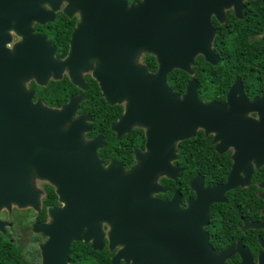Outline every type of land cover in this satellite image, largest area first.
I'll return each instance as SVG.
<instances>
[{
  "label": "water",
  "instance_id": "1",
  "mask_svg": "<svg viewBox=\"0 0 264 264\" xmlns=\"http://www.w3.org/2000/svg\"><path fill=\"white\" fill-rule=\"evenodd\" d=\"M245 1L0 0V210L17 205L40 211L38 180L50 182L68 201L64 208L50 207L47 222L33 223L35 232L49 237L40 244L42 264H70L74 241L93 239V248L101 250L105 236L111 250L122 246L112 264H228L235 254L238 264H264V239L255 259L242 239L217 251L206 230L212 205L227 202L226 192L249 183L254 169L264 165V93L239 103L234 96L245 94L238 80L226 102H205L195 77L183 95L167 78L175 68L194 74L199 55L217 65L212 17L224 23L226 10L234 7L243 18ZM59 11L78 17L62 60L47 33L35 28L54 22ZM13 34L19 40L10 47ZM143 52L157 57L155 73L139 63ZM64 71L83 89V74L93 71L111 103L127 97L128 110L116 127L147 123L173 143L196 136L200 127L206 135L216 133L218 152L235 147L227 181L206 185L198 173L190 182L195 196L181 207L178 192L171 199L155 196L165 191L162 175H180L171 164L175 146L166 153L149 149L126 172L119 162L105 166L98 156L102 140H85L91 126L86 115L76 116L83 95L59 108L35 100L29 87L33 80L47 86ZM253 111L259 116L251 117ZM151 139L155 146L157 135ZM157 153H163L160 159ZM103 223L110 226L107 232ZM250 228L264 229V220H246L242 229ZM0 230L6 232L5 222Z\"/></svg>",
  "mask_w": 264,
  "mask_h": 264
},
{
  "label": "trees",
  "instance_id": "2",
  "mask_svg": "<svg viewBox=\"0 0 264 264\" xmlns=\"http://www.w3.org/2000/svg\"><path fill=\"white\" fill-rule=\"evenodd\" d=\"M256 2L259 5H256ZM261 9H264V6L261 5L260 0H253L248 11H245L244 18H237L233 13L228 12L224 23L216 19L213 20L217 34H226L225 38L218 35L214 42L216 45H225L227 51L220 55L221 61L217 65L207 62L203 55L197 56L193 69L200 84V89L205 84L209 85L210 89L225 87L226 83L233 81L235 76L252 84L253 87L260 86L264 89V37L259 38L256 36L251 40L244 35L264 34V15L260 11ZM77 21V16L70 18L63 12H58L54 22L44 25L36 24V30L49 34L51 41L58 48L57 55L59 56V47L66 52L68 40ZM144 61L151 70H156L157 61L155 56L147 54ZM191 77L190 74L181 69H175L169 74L170 83L175 89L185 88ZM30 87L36 91L35 99L40 97L47 105L53 107L62 106L72 94L84 92L87 99L81 105L80 111L101 113L102 115L98 116L99 120L104 115L106 116L103 111L107 110L102 108V104L106 105L105 101L100 99L93 102L91 99L93 95L97 97L100 95V88L93 79L88 81L85 91L75 86L67 76L62 80H51L46 87L32 81ZM96 127L103 128L105 125L96 124ZM190 146V171L186 174L185 181L184 178L182 179L180 187L184 195L194 194L188 187L187 180L197 172H201L206 176L207 184L224 181L231 162L228 155H221L215 151L210 144V138H206L204 134L192 138ZM121 153L122 150L117 142L109 143L100 151L104 159L110 157L123 158L127 152ZM261 180H264V166L255 170L253 181L248 187L230 194L229 202L214 203L212 205L210 211L211 225L207 227V230L210 231V241L216 250H224L236 239L243 238L245 244L251 248L255 255L257 254L261 247L259 238H264V229H252L242 232L238 225L242 221L241 215L248 216V211L250 212V217H248L251 219L264 217L261 213L262 208H264V199L259 196L261 189L258 186V182ZM176 186H178L177 183ZM48 188L49 191H54L51 186H48ZM251 231L254 232L253 239L249 238ZM9 246L8 241H5L4 237L1 236L0 264H9L10 261L12 264H34L29 263L17 249ZM71 251V264H111L109 259L111 252H101L93 255L89 246L81 244L73 245ZM80 258L84 259L81 260ZM239 260L238 256H234L229 263H237Z\"/></svg>",
  "mask_w": 264,
  "mask_h": 264
},
{
  "label": "flooded vegetation",
  "instance_id": "3",
  "mask_svg": "<svg viewBox=\"0 0 264 264\" xmlns=\"http://www.w3.org/2000/svg\"><path fill=\"white\" fill-rule=\"evenodd\" d=\"M128 1L129 2H138L140 0H128ZM252 1L253 0L245 1V8L243 10V18H244L245 11H248L250 3ZM260 3H261V5L264 6L263 0H260ZM255 4L259 5V3H257V2ZM260 11L264 15V9H261ZM59 12H62V11H59ZM228 12L233 13L235 15L234 7L228 8L226 10V17H227ZM214 19L218 20L215 15H213V17H212V20H214ZM37 24H39V23H37ZM35 28H36V25H35ZM47 35L49 37V34H47ZM218 35L222 38H225L224 36L226 34H217L216 33V37ZM244 35L247 36L251 40L254 39L256 36L259 38L264 37V34H244ZM71 36H72V34L70 35V38L68 40L66 52H64V50H62L59 47V56L57 55V57H59V60H62L67 56L69 49H70ZM49 39H50V37H49ZM50 41H51V39H50ZM213 49L219 55L220 61H221L220 55L222 53L223 54L226 53V51H227V49L225 48V45L224 46L216 45L214 42L213 43ZM242 50H243V48H242ZM57 53H58V48H57ZM147 54L155 56L154 54L143 52V53H141V55L139 57V63H141L142 65H146L148 67L149 72L155 73L159 67L157 57L155 56L156 61H157V68H156V70H151L150 67L148 66V64H146V62L144 61V58ZM95 64H96L95 61H93L92 65L94 67L96 66ZM175 69H180V68H175ZM175 69H173V70H175ZM181 70H183V69H181ZM183 71H185V70H183ZM171 72H169L167 75L169 86L173 89L174 92H177L180 95H183L187 90V86H188L189 81L193 77L196 78L195 71H194V74H190L187 71H185L188 74H190L192 77L187 81L185 88H183V89L182 88L175 89L173 87V85L170 83L169 74ZM65 76H67L70 79L68 71H64V72H62V76H61V78H59V80L64 79ZM83 77L85 80V88L84 89L78 87L71 79H70V81L73 84H75V86H77L79 89H81L82 91H85L87 88V85H88V81L90 79H93L98 84V86L100 88V95H99V97H97L96 95H93L91 97V99L93 102H97L100 99L105 101L106 105L102 104V108H104V110H107V111H103V113H105L107 117L104 115L103 118H100V120H101L100 121L98 116L102 115L101 113L81 112L80 111L81 105L87 99V96L85 95L84 92H78V93L72 94V95H70V97L77 96V95H83L84 100L81 102L80 108L76 112V116L86 115L87 116L86 122H87V124H89L91 126V129L85 131V135H84L85 140L90 141V140H94L95 138H99L102 140V146L98 148V156L105 166L109 165L112 161L113 162H119L121 164V166L123 167L124 171L126 172V171H128L129 168H131L132 166L137 164L139 155H140V157L144 158V156L147 155V152H149V149L162 150L163 153H166V150H168V149L172 150V148L175 146L177 148V157L171 160V164L173 165L174 168L180 170V175L177 176L176 178H171V177H168L166 175H162L159 179V182L165 188V191H162L160 193H156L155 196L159 199H171L175 196L176 192H178L180 194V205H181V207H186L188 205L189 199H191V197L195 196V193L193 195H184L180 189L182 179L184 178V181H185L186 174L190 171L189 170L190 164H191L190 140L192 138L200 135V134H204V136L206 138H210V144L214 147V149L217 153H219L221 155H228L230 160H231L229 170H228V173L226 175L225 180L222 182H217V183H224L227 181L228 174H229L231 167H232V164H233L232 155L235 151L234 146L228 147V149L226 151H224L223 153L218 152L216 149V145L219 141L213 142V139H214L216 133H210V134L206 135L205 129L201 128V127L197 130L196 136L189 137V138H181L178 141H176L175 143L169 142L171 140V138L168 137L169 136L168 134L167 135H161V132H158V134H155L154 132H152L151 127L147 123L144 124V123L139 122V123H133L129 127H127L126 125L124 127L123 126L122 127H116L115 124L120 121L121 116H123L128 110L129 102H128L127 97H125L120 102L117 101V102L111 103V101L105 95H103L101 85H100L99 81L97 80V78L93 75V71L85 72L83 74ZM52 80H54V79H52ZM238 80H240L242 82V86H243V90H244V94H245V95L238 94V95L234 96L235 99L237 101H239V103L244 102L245 99L253 100L255 98H259L264 93V89L261 88L260 86L253 87L252 84L247 83L246 81H244L242 78H240L238 76H235L233 81L227 82L226 83L227 85L225 87H218V88L214 87L212 89H210L209 85H207V84L202 85L201 89H200V84L198 82V91H199L201 98L205 102H212V101H214V102H226L228 100V94H229L231 88L233 87V85ZM197 81H198V79H197ZM31 82H30V84H31ZM30 84H29V87H30ZM44 87H46V86H44ZM32 90H34V89H32ZM70 97H69V99H70ZM69 99H68V101H69ZM62 106H60V107H62ZM95 107H96V105H95ZM99 108H100V105H99ZM139 112L143 113L140 110H139ZM249 115L253 118H256L259 116L258 113L255 111L250 112ZM96 116H97V119H96ZM96 124H102V125H105V127L98 128V127H96ZM163 132H165V131H163ZM155 135H157V141H156V145L154 146L151 143L154 141L151 139V137H155ZM158 135H160V136H158ZM116 142H117V144H119V146L122 150V153H124V152H127V153L123 156V158L110 157L109 159L108 158L104 159L100 154L101 149H103L109 143H116ZM182 151H184V152H182ZM152 153H154V151H152ZM163 153L162 154L157 153L156 154L157 158L160 159V156H162ZM182 154H183V156H182ZM140 161L142 162V160H140ZM255 170H257V169H254L252 178H251L249 183H247L245 185H240V186L226 192L225 195L228 198L227 202H229L230 194L232 192H236V191L240 190L241 188L248 187L252 183ZM198 173H200L201 175H203L205 177L206 185H210V184H207L206 176L204 174H202L201 172H197L192 178H189L187 180V185L191 190H192V188H191L190 182ZM93 179H95V175H93ZM263 182H264V180H261L258 182V186L261 189L259 191V196L262 199H263V197L261 196V193L264 191V188L261 186V184ZM176 183L178 186H176ZM37 184L43 190L42 196H41L40 211H38L37 209H35L34 207H31V206L19 207L17 205L13 206L12 208H4V209L0 210V221L5 222V229H6V232H3L2 230H0V237L3 236L4 240L8 241V243L10 245L9 247L17 249L29 263L32 262L34 264H42V252H41L40 244L47 242L49 237L47 235H45L43 232H35V230L33 229V223L34 222H47L51 218L49 216V212H48L49 208L50 207H58L59 209L64 208L67 205L68 201L63 199V196L61 195V193L57 192L56 187L54 185H52L50 182H48L46 180H38ZM212 184H216V183H212ZM48 186H51L54 189V191H49ZM78 202H79V200H77V203ZM98 203L102 204L101 200H99ZM222 203H226V202H222ZM263 210H264V208H262L261 213L264 216V214L262 212ZM247 215L250 217L249 211H248ZM248 216L241 215L242 221L238 226L242 232H247L249 230L254 229V228H250V229H247L246 231H243L242 226L246 220L249 222L264 220V217L261 219H251ZM210 225H211V216H210V224L208 226H210ZM109 227H110L109 224H105V223L102 224V229L104 232H107ZM207 227H206V230H207ZM84 229H87V227H84ZM256 230H259V229H256ZM207 231L209 232V235L211 237L210 231L209 230H207ZM84 236H85V234H84ZM249 236H250L249 237L250 239H253L254 238V232L251 231ZM239 239L243 240V238H238L233 242H236ZM260 239H264V238H259V243H260ZM243 242H244V240H243ZM92 243H93V239H91L89 242H86L85 240H77L71 244V249H72L73 245L81 244V245L89 246L92 249L93 255H95L96 253H101V252L102 253L103 252H109V253L111 252L112 254L109 255V259H110L111 264H112V261H113L115 254L122 247L121 245H119L114 250H111L109 247L108 236H105L104 246H103V249H101V250L93 248ZM244 244H245V242H244ZM245 246L250 248L247 244H245ZM260 249H261V247H260ZM259 250H258L256 255L252 252L255 259H257V257H258ZM220 251H222V250H220ZM71 253H72V251H71ZM234 256H238L240 259L239 262L241 261V257L239 254H235ZM234 256L232 258H234ZM232 258H230L228 260V264H230L229 261L232 260ZM80 259L83 260L84 258L83 259L80 258ZM71 262H72V259H71V254H70V264H71ZM239 262L231 263V264H238ZM122 263L126 264V262L124 260H121L119 264H122ZM9 264H12V262L10 261Z\"/></svg>",
  "mask_w": 264,
  "mask_h": 264
},
{
  "label": "rangeland",
  "instance_id": "4",
  "mask_svg": "<svg viewBox=\"0 0 264 264\" xmlns=\"http://www.w3.org/2000/svg\"><path fill=\"white\" fill-rule=\"evenodd\" d=\"M17 40H19V37L16 34H13V42L11 44H9V46L10 47L13 46V43L16 42ZM13 206H15V205H13Z\"/></svg>",
  "mask_w": 264,
  "mask_h": 264
}]
</instances>
